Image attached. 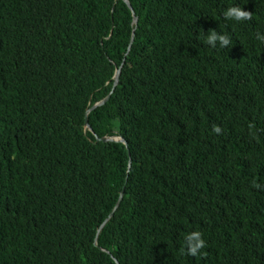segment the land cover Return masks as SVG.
Instances as JSON below:
<instances>
[{
  "label": "trees",
  "instance_id": "trees-1",
  "mask_svg": "<svg viewBox=\"0 0 264 264\" xmlns=\"http://www.w3.org/2000/svg\"><path fill=\"white\" fill-rule=\"evenodd\" d=\"M129 1L0 0V264H264V0Z\"/></svg>",
  "mask_w": 264,
  "mask_h": 264
},
{
  "label": "clouds",
  "instance_id": "clouds-1",
  "mask_svg": "<svg viewBox=\"0 0 264 264\" xmlns=\"http://www.w3.org/2000/svg\"><path fill=\"white\" fill-rule=\"evenodd\" d=\"M222 15L226 20L234 21H246L251 18L250 12L239 6H229L223 11ZM256 38L264 44V34L257 33ZM203 43H206L213 48L217 46L225 48V46L230 44V38L226 34L211 30L203 40ZM214 130L219 132L218 128ZM184 241L186 249H182V252L186 251L189 256L193 257L197 256L200 253V250L205 246V240L202 238V234L199 231H192L188 233L184 237Z\"/></svg>",
  "mask_w": 264,
  "mask_h": 264
},
{
  "label": "water",
  "instance_id": "water-1",
  "mask_svg": "<svg viewBox=\"0 0 264 264\" xmlns=\"http://www.w3.org/2000/svg\"><path fill=\"white\" fill-rule=\"evenodd\" d=\"M123 1H125L126 4L129 6V8L132 10L133 21H134V23H137V21H138V17H137V15L135 14V12H134V10H133V7H132V5H131V3H130V1H129V0H123ZM134 37H135V32H133V34H132L131 43L133 42ZM130 47H131V44L129 45L128 49H130ZM122 66H123V64H122L120 67H118V68L116 69L115 76H114V78H115V80H114V85H113V89H112L111 93L113 92L115 86L118 84L119 77H120V74H121V68H122ZM111 93H110V94H111ZM110 94H109L107 97H105L103 100H101V101H99V102H96L91 108L87 109V113H86V116H85V126H86L87 128H89L90 130H92V127H91V125H90V123H89V113H90V111L93 110L94 108H97V107H100V106L105 105L106 102L108 101L109 97H110ZM98 141H102V142H111V141H113V142H120V143H122V144L128 146V142L126 141V139H125L124 137L120 136V135H113V136H108V135H106V136H103V137H100V136L96 135V142H98ZM129 154H130V151H129ZM131 167H132V160L130 159V161H129V165H128V169L130 170ZM123 195H124V190L121 191V193H120V197H119V199H118V201H117V203H116L115 208L112 210V212L110 213L109 217H108V218L102 223V225H101L100 228H99V231H100V230L102 229V227L106 224L107 220H108L110 217H112V215H113L114 212L116 211L118 205L120 204V201H121ZM95 244L97 245V242H95ZM97 246H98V245H97ZM115 261L117 262V264H119V262L117 261L116 258H115Z\"/></svg>",
  "mask_w": 264,
  "mask_h": 264
}]
</instances>
